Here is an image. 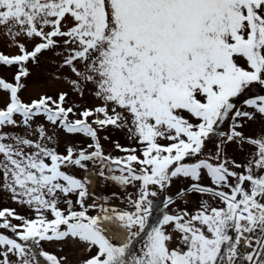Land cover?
<instances>
[{
  "label": "snow or ice",
  "instance_id": "obj_1",
  "mask_svg": "<svg viewBox=\"0 0 264 264\" xmlns=\"http://www.w3.org/2000/svg\"><path fill=\"white\" fill-rule=\"evenodd\" d=\"M0 28L18 49L0 52V65L18 69L14 82L0 78L7 93L0 97V191L35 213L30 219L0 210V230L15 235L0 234V264H42L41 257L43 264H63L32 245L68 238L95 249L83 264H264V135L247 137L237 130L244 123L234 122L214 154L201 158L216 125L234 110L230 98L253 82L264 85V0H0ZM60 47L61 67L75 77L71 90L80 97L91 91L99 105L66 107L63 91L56 99L22 101L28 62ZM247 104L264 116V96ZM235 117L254 114L235 111ZM109 126L127 129L139 149L116 143L127 155H105L98 129ZM60 132L91 143L66 144L61 153L50 146L58 145ZM230 142L256 150L237 163L225 154ZM89 162L101 178L136 187L135 198L127 196L129 209L88 214L89 181L66 170L87 172ZM105 169L120 174L106 176ZM205 176L210 185L202 183ZM179 179L190 184L178 197L207 195L217 205L202 200L195 212H164L150 226L153 187L163 190ZM175 203L169 197L164 207ZM104 221L123 228L125 240L110 239Z\"/></svg>",
  "mask_w": 264,
  "mask_h": 264
},
{
  "label": "rangeland",
  "instance_id": "obj_2",
  "mask_svg": "<svg viewBox=\"0 0 264 264\" xmlns=\"http://www.w3.org/2000/svg\"><path fill=\"white\" fill-rule=\"evenodd\" d=\"M47 30V29H46ZM20 42H26V38L21 36L18 38ZM26 46L31 48V43L26 42ZM0 52L7 54V55H15L18 54V49L10 43V38L5 35V29L0 28ZM54 53L53 56L47 57H38L37 61L33 63L32 61H29L27 64V68L29 70L30 75L27 78L22 79L21 83L25 85V87L21 90L19 93L20 98L25 103H30L34 99H39L42 95H49L52 96L53 99H56L58 94L60 92H68V97L66 99L65 106H73L78 105L81 109L84 107H95L101 103V101L97 100L89 90H85L84 96L80 97L75 91L71 90V85L69 83L70 79H75L74 76L71 75L70 70L67 67H61L62 58L64 55L63 48L60 47L57 50L52 51ZM61 53L60 55H57L56 53ZM45 56L50 54L49 52L43 53ZM243 63V61H241ZM18 69L16 66H13L11 68H8L6 66L0 65V78H4L8 82H14V75ZM251 85V84H250ZM256 89L262 91L264 85L260 84L259 82H255ZM252 87H247L243 92L238 94L235 97L236 100H240L242 98V94L244 92L249 93V91H252ZM252 93V92H251ZM7 93L0 90V97H6ZM261 97V95H256L254 98L247 97L244 101H242V104L237 107L236 111H247L254 114V119L252 120H244L241 121L239 118L235 117V112L230 116L228 123L226 126H223L221 130L218 132H214L210 138L205 142V152L204 155L201 158H205L208 155L214 154L217 145L221 144V142L226 138L227 134H230L233 124L235 123H244L243 129H237L242 130L247 137L257 138L261 135H264V116L260 115L259 113L255 112V109L252 107H249L247 104L248 100L252 99H258ZM3 105H0L2 107ZM73 118L70 116V119ZM103 118V117H100ZM16 119H20L19 116L16 117ZM90 118V121L91 122ZM39 121L44 122L46 127L49 129V131H52L51 126L47 125V122L44 121L43 117L38 118ZM95 127V125H93ZM5 131H10V129H4ZM223 134V135H222ZM98 135L100 137V143L103 147L104 154L110 157H123L127 155L126 153H123L119 151L116 148V143H119L122 147L125 148H138L139 145L136 143L134 139L129 138V134L127 129H115L109 126L107 129L99 130L98 129ZM107 137V139H105ZM162 144L168 143L167 141H160ZM91 143L90 139L76 135V136H67L63 132L59 133V143L58 145H50V146H56L57 150L61 153L65 152V145L71 144L77 149L79 147H87V144ZM225 154L229 159L236 160L237 163H242L245 161V159L249 156L250 153L254 152L256 149L254 146L244 143L243 145L237 144L236 142H230L224 145ZM137 155H140V151L138 150ZM142 158V157H141ZM187 162H193L191 159ZM99 166L93 165L91 162L88 163V169L87 171H90L89 177L91 179L94 178V173L91 170H96ZM138 167V166H137ZM66 171H69L71 174H74L77 176V178H82L83 170H80L78 168H71L67 169ZM239 171V170H238ZM119 175L120 173H116ZM83 179V178H82ZM202 183L204 185H210V179L205 176ZM190 181L185 179H179V180H173L171 183V186L166 187L165 189L161 190L158 187H153V191L157 192V196L153 197V208H154V215L151 218H154L149 221V225L155 224L157 219L160 218V216L164 212H174L178 211L180 209H187L191 212H195L199 206L202 200H207L210 204L213 206L217 205V201L212 200L207 195H199L194 193H187L185 194L182 199L177 196L178 191L181 188L187 189L189 187ZM98 185V186H97ZM94 186H97L98 188L104 189L105 192L108 194L110 193L111 198V205L116 208L117 210H126L130 208V205L127 202V196L132 195L133 198H135L136 195V187L129 186L126 189L125 188H119L114 185L109 184L105 179H95ZM103 190V191H104ZM115 194V195H114ZM75 194H70L69 199L73 201ZM172 197L176 203L169 205V207L166 209L164 207L165 201ZM63 199V197H62ZM92 198H88L85 200V204H92L96 201H92ZM75 205V203H74ZM77 206V205H76ZM60 207L66 208V205L61 203ZM3 208H10L15 209V211L24 216L25 218L34 219L35 213L28 209L26 205H20L18 203H15L11 200L9 194L7 192L0 191V210ZM79 208V207H78ZM101 209H97L96 215L101 214ZM51 215L49 214V219H51ZM12 223L16 224L19 223L18 221L13 220ZM115 225H118L114 223ZM4 233L5 235L8 233V235L15 236L10 230H0V233ZM127 233H125L126 238ZM123 239V241L125 240ZM145 237L142 235L139 239L136 241L143 242V239ZM115 242V241H114ZM116 243H118L116 241ZM42 249L45 251H48L49 253L57 255L58 258H64L63 264H83V261L88 258L90 255H92L95 252V249L93 251L87 252L86 251V245L82 244L78 239H73V242H66L65 246L61 245V243L57 242H44L41 244ZM53 246H58V250L54 249ZM12 259H15V257H12Z\"/></svg>",
  "mask_w": 264,
  "mask_h": 264
},
{
  "label": "flooded vegetation",
  "instance_id": "obj_3",
  "mask_svg": "<svg viewBox=\"0 0 264 264\" xmlns=\"http://www.w3.org/2000/svg\"><path fill=\"white\" fill-rule=\"evenodd\" d=\"M54 50H57L58 51V48L57 49H54ZM53 50H48V51H45V52H43V53H46V52H49L50 54H48V55H44L43 53H41L40 55H39V57H49V56H53L54 55V53L52 52ZM249 87H252L251 89H252V93H251V95H249V97H255V95H263L264 96V87H263V90L262 91H260V90H258V89H256V87H255V82H253L251 85H249ZM246 93L244 92L243 94H242V99L243 98H245L246 97ZM233 99V98H232ZM234 101V100H233ZM235 102L237 103V107L241 104V102H240V100H236L235 99ZM85 172V171H84ZM83 175V174H82ZM99 191V188H97V187H95L94 188V192H93V194L96 196V197H98L100 200H101V202H100V204H101V206L102 207H105V208H110L111 207V205H110V199H109V197H108V195L106 196V194H104V193H101V195H100V191ZM93 204H88L87 206H89V209H95V207H91ZM152 219H154V218H150V220H152ZM0 234H2V233H0ZM10 237H12L11 235H9ZM41 244H42V242H41ZM32 247L36 250V251H40V250H43L42 249V246L41 245H32ZM134 248L135 249H139L140 248V246H135L134 245ZM41 259V262H42V264H43V258L41 257L40 258Z\"/></svg>",
  "mask_w": 264,
  "mask_h": 264
},
{
  "label": "bare ground",
  "instance_id": "obj_4",
  "mask_svg": "<svg viewBox=\"0 0 264 264\" xmlns=\"http://www.w3.org/2000/svg\"><path fill=\"white\" fill-rule=\"evenodd\" d=\"M108 175H113V173H108ZM94 183V180L92 179V184ZM119 185V184H118ZM119 187H121L119 185ZM103 213L95 215V216H102ZM101 227L105 229V231H108L111 236H113L118 243L123 242V239L125 238V230L121 228L120 226H115L113 224V221H104L101 224Z\"/></svg>",
  "mask_w": 264,
  "mask_h": 264
},
{
  "label": "water",
  "instance_id": "obj_5",
  "mask_svg": "<svg viewBox=\"0 0 264 264\" xmlns=\"http://www.w3.org/2000/svg\"><path fill=\"white\" fill-rule=\"evenodd\" d=\"M232 103H233L234 108H235V103H234V102H232ZM227 119H228V117L225 118L223 121L219 122V123L216 125V128H219L220 126H222V125L227 121Z\"/></svg>",
  "mask_w": 264,
  "mask_h": 264
}]
</instances>
